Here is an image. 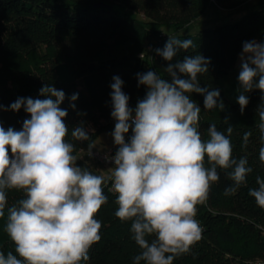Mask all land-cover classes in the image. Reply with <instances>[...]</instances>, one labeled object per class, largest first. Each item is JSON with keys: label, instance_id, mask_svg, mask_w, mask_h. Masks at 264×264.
<instances>
[{"label": "clouds", "instance_id": "obj_1", "mask_svg": "<svg viewBox=\"0 0 264 264\" xmlns=\"http://www.w3.org/2000/svg\"><path fill=\"white\" fill-rule=\"evenodd\" d=\"M192 47L191 39L169 37L164 48L155 51L171 62L179 50ZM240 60L238 81L243 91L237 102L243 114L249 103L244 93L253 88L264 93V42H244ZM209 63L200 54L169 63L165 72L172 77L171 83L152 71L138 73V85H145L147 92L134 110L122 90L123 80L114 76L110 85L111 116L116 120L112 136L119 147L105 159L115 166L109 177L118 194L115 215L121 221L132 220L131 231L142 250L134 264H173L202 239L196 206L207 200L211 184L219 181L217 166L232 169L229 175L236 186L252 172L246 156L233 158L231 141L216 124L208 128L207 141L198 131L201 108L188 94H202L207 110L224 109L223 102L218 103L219 90L199 84L198 75L208 72ZM40 94L47 98L20 97L10 105L12 111L23 106L30 114L22 130H5L0 124V218L8 204L6 189L23 190L26 195L8 207L5 229L20 258L11 251L6 256L0 252V264H81L89 259L91 245L101 238L102 225L95 215L107 202L102 188L105 178L77 166L74 145L65 140L68 112L60 107L66 98L64 91L44 85ZM77 98L73 94L70 101ZM257 114L256 127L264 143V103ZM130 128L133 135L125 142ZM226 131L230 135L233 127L229 125ZM71 135L78 141L89 140L83 125L74 127ZM250 136L244 133L245 145ZM93 147L89 144L90 157ZM259 160L264 163V146ZM256 184L258 188L250 189L249 195L264 209V179L257 176ZM234 191L235 187H228L225 195Z\"/></svg>", "mask_w": 264, "mask_h": 264}, {"label": "trees", "instance_id": "obj_2", "mask_svg": "<svg viewBox=\"0 0 264 264\" xmlns=\"http://www.w3.org/2000/svg\"><path fill=\"white\" fill-rule=\"evenodd\" d=\"M211 1L0 0V124L5 130H22L23 121L30 119V114L23 106L19 111L10 110L17 98L45 99L40 94L44 85L63 90L66 98L60 107L68 112L65 140L74 145L77 166L95 175L98 166L94 167L91 159L78 156L77 151L92 144L101 132L114 130L116 120L111 116L110 95L113 77L123 80L122 90L130 97L129 107L134 110L147 92L145 85H138V73L152 71L171 83L172 77L165 72L169 63L196 54L210 60L208 72L198 75L199 84L209 90L218 89V103L222 101L224 109L207 110L202 94H188L201 108L198 131L207 141L208 128L216 124L229 137L233 158L246 156L252 172L236 186L229 175L232 169L217 166L220 179L211 184L206 203L197 209L203 224L202 239L188 253L177 256L173 264H245L250 259L264 258V209L249 195L250 189L258 188L256 177L264 179V163L259 160L264 143L256 127L257 108L264 103V93L258 88L247 93L249 103L241 114L238 102L230 101L220 85V78L234 66L244 42H264V0H256L244 6L237 16L203 26L194 34L172 36L206 13ZM228 1L233 5L245 2ZM214 2L224 5L226 0ZM165 28L170 34L163 31ZM169 37L191 39L194 47L181 49L171 62L166 61L155 49H163ZM73 94H78L74 102L70 101ZM80 125L89 132V140L72 137L73 128ZM229 125L233 127L230 135L226 131ZM245 132L251 133L247 145L243 141ZM205 166H210L207 158ZM228 187H235V191L225 195ZM102 188L107 202L95 215L102 225L101 238L91 245L89 259L81 264H134L135 256L142 250L134 240L132 220L121 221L115 215L117 195L105 183ZM5 192L7 213L8 207L26 198L23 190ZM10 251L20 258L7 234L0 243V252L6 256Z\"/></svg>", "mask_w": 264, "mask_h": 264}, {"label": "rangeland", "instance_id": "obj_3", "mask_svg": "<svg viewBox=\"0 0 264 264\" xmlns=\"http://www.w3.org/2000/svg\"><path fill=\"white\" fill-rule=\"evenodd\" d=\"M255 2L256 0H245L243 4H239V2H237L235 5H233L232 1L226 0L224 5H220L218 3H215L214 0H212L206 13L195 19L191 24L185 25L184 27L180 28L177 32L173 33L172 36L194 34L203 26H213L216 23L223 22L224 20H229V17L237 16L238 13H240L243 10L244 6H248ZM163 31L167 34L168 33L170 34L171 32L168 28H165ZM149 47L150 44L148 42L146 49L149 50L148 49ZM240 54L237 55L238 61H241ZM240 66L241 63L233 66L234 68L232 67L231 70L226 75L220 78V85L227 98L232 102H236L238 96L243 91L238 81V75L241 70ZM257 82H258V78H257ZM247 93L249 92H246L244 94L246 95ZM133 115H135V113H133ZM113 131L114 130L101 132L92 143L94 148L103 150L113 145L114 144V138L112 136ZM91 162L94 167L98 166L101 169V171L98 170L97 175L103 176L106 179L105 175L110 167L102 166L93 160H91ZM7 219H8V213L5 211L4 217L0 218V243L4 241V237H7V232L5 230Z\"/></svg>", "mask_w": 264, "mask_h": 264}, {"label": "built area", "instance_id": "obj_4", "mask_svg": "<svg viewBox=\"0 0 264 264\" xmlns=\"http://www.w3.org/2000/svg\"><path fill=\"white\" fill-rule=\"evenodd\" d=\"M256 42H258V41L256 40ZM132 135H133L132 128H130L129 132L125 134V142H129ZM118 147L119 146L115 145V143L113 145L109 146L108 148L103 149V150H99V149H96L93 147L91 149L92 154H93L91 157L88 156L89 146H82L77 151V155L80 157H85V158H88V159L95 161L96 163H98L102 166H109L110 167L109 170L106 172V175H105L106 176L105 185L108 188V190L110 192L114 193L115 195H118V194L113 190V187H112L113 181L109 179V177L112 175V171L114 170V167H115L114 161L106 160L105 157L106 156L107 157L114 156L116 151L118 150ZM205 203H206V201L203 204H205ZM203 204H198L196 206V209H198V207L200 205H203ZM195 219L199 222L201 228L203 229L202 221L199 219L197 214L195 216ZM245 264H264V258L258 257V258L250 259Z\"/></svg>", "mask_w": 264, "mask_h": 264}, {"label": "crops", "instance_id": "obj_5", "mask_svg": "<svg viewBox=\"0 0 264 264\" xmlns=\"http://www.w3.org/2000/svg\"><path fill=\"white\" fill-rule=\"evenodd\" d=\"M243 49H241L239 52H238V55L242 52ZM239 63H241V61H238V56H237V60H236V64L235 65H238ZM234 65V66H235ZM234 68V67H233ZM231 70V69H230ZM97 170L101 171V169L99 167H97Z\"/></svg>", "mask_w": 264, "mask_h": 264}]
</instances>
